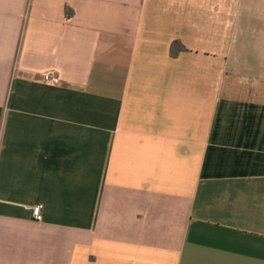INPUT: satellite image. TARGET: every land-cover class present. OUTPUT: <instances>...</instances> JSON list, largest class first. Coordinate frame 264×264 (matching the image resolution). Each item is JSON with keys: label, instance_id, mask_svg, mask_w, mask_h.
Instances as JSON below:
<instances>
[{"label": "crops", "instance_id": "obj_1", "mask_svg": "<svg viewBox=\"0 0 264 264\" xmlns=\"http://www.w3.org/2000/svg\"><path fill=\"white\" fill-rule=\"evenodd\" d=\"M0 264H264V0H0Z\"/></svg>", "mask_w": 264, "mask_h": 264}, {"label": "built area", "instance_id": "obj_2", "mask_svg": "<svg viewBox=\"0 0 264 264\" xmlns=\"http://www.w3.org/2000/svg\"><path fill=\"white\" fill-rule=\"evenodd\" d=\"M42 80L49 86H58L61 83V78L54 72H46L42 75ZM32 218L36 222H41L43 220L44 205L37 204L32 207Z\"/></svg>", "mask_w": 264, "mask_h": 264}, {"label": "trees", "instance_id": "obj_3", "mask_svg": "<svg viewBox=\"0 0 264 264\" xmlns=\"http://www.w3.org/2000/svg\"><path fill=\"white\" fill-rule=\"evenodd\" d=\"M73 14H74L73 11H71V10L68 11V10H67V16L71 17V16H73ZM177 46H178V45H177L176 43H174V45H173V50H172V51H173V55H174L175 53H177V51L180 49V48H178ZM176 47H177V48H176ZM175 48H176V50H174ZM174 51H175V52H174Z\"/></svg>", "mask_w": 264, "mask_h": 264}]
</instances>
